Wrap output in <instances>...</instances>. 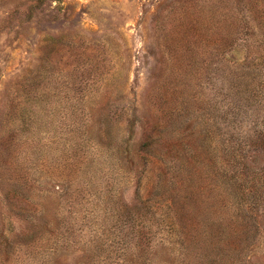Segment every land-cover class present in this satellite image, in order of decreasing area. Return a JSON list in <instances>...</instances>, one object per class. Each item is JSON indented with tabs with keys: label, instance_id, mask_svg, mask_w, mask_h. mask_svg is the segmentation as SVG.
<instances>
[{
	"label": "rangeland",
	"instance_id": "374dc122",
	"mask_svg": "<svg viewBox=\"0 0 264 264\" xmlns=\"http://www.w3.org/2000/svg\"><path fill=\"white\" fill-rule=\"evenodd\" d=\"M0 264H264V0H0Z\"/></svg>",
	"mask_w": 264,
	"mask_h": 264
},
{
	"label": "trees",
	"instance_id": "16d2710c",
	"mask_svg": "<svg viewBox=\"0 0 264 264\" xmlns=\"http://www.w3.org/2000/svg\"><path fill=\"white\" fill-rule=\"evenodd\" d=\"M230 23L232 24V22H230ZM229 33H230V32H229ZM229 33H227V35H225V36L223 35V36H222V39H226V37L229 36Z\"/></svg>",
	"mask_w": 264,
	"mask_h": 264
}]
</instances>
